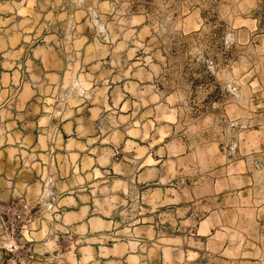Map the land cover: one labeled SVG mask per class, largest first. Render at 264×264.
<instances>
[{
    "label": "rangeland",
    "instance_id": "obj_1",
    "mask_svg": "<svg viewBox=\"0 0 264 264\" xmlns=\"http://www.w3.org/2000/svg\"><path fill=\"white\" fill-rule=\"evenodd\" d=\"M171 2L0 0V264H264L259 0ZM212 4L234 49L209 104L162 66Z\"/></svg>",
    "mask_w": 264,
    "mask_h": 264
},
{
    "label": "trees",
    "instance_id": "obj_2",
    "mask_svg": "<svg viewBox=\"0 0 264 264\" xmlns=\"http://www.w3.org/2000/svg\"><path fill=\"white\" fill-rule=\"evenodd\" d=\"M169 3L171 0H162ZM171 4L161 10V13H177L178 7L187 0H172ZM154 0H144L143 8L148 15L155 13V8H160L158 4H152ZM138 1L131 5L137 11ZM196 6V4L192 5ZM201 15L208 26V30H195L187 34L176 33L170 39L168 49L163 46L162 76L171 82L167 91L171 92L174 87L181 93L190 92L191 96H196L199 89L206 92L205 103H220L228 93L224 85L217 79L215 69L223 65L233 57V44H228L225 38L226 23L219 20V14L212 4L208 10L202 9ZM254 17L258 20V28L264 29V0H259ZM193 45V46H192ZM190 47H196L195 52H190ZM176 59L175 62H172ZM174 63V64H171ZM172 67L171 71H165ZM189 85V89H187ZM161 88H164L160 85Z\"/></svg>",
    "mask_w": 264,
    "mask_h": 264
},
{
    "label": "crops",
    "instance_id": "obj_3",
    "mask_svg": "<svg viewBox=\"0 0 264 264\" xmlns=\"http://www.w3.org/2000/svg\"><path fill=\"white\" fill-rule=\"evenodd\" d=\"M87 212H88V209H86V210L84 211L82 217L85 216L86 219H87V222H86V229L91 230V223H90V221L93 220L94 217H92V216H88V215H87ZM80 220H81V219H80ZM94 220L97 221L96 219H94ZM98 222H99V221H98ZM80 225H81V224H80Z\"/></svg>",
    "mask_w": 264,
    "mask_h": 264
},
{
    "label": "bare ground",
    "instance_id": "obj_4",
    "mask_svg": "<svg viewBox=\"0 0 264 264\" xmlns=\"http://www.w3.org/2000/svg\"><path fill=\"white\" fill-rule=\"evenodd\" d=\"M168 239V238H167Z\"/></svg>",
    "mask_w": 264,
    "mask_h": 264
}]
</instances>
